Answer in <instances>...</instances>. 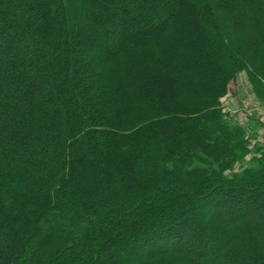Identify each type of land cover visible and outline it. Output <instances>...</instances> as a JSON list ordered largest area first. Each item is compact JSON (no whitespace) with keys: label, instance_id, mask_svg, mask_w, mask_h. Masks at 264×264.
I'll return each mask as SVG.
<instances>
[{"label":"trees","instance_id":"16d2710c","mask_svg":"<svg viewBox=\"0 0 264 264\" xmlns=\"http://www.w3.org/2000/svg\"><path fill=\"white\" fill-rule=\"evenodd\" d=\"M241 72L264 0H0V264H264Z\"/></svg>","mask_w":264,"mask_h":264},{"label":"rangeland","instance_id":"374dc122","mask_svg":"<svg viewBox=\"0 0 264 264\" xmlns=\"http://www.w3.org/2000/svg\"><path fill=\"white\" fill-rule=\"evenodd\" d=\"M230 88L231 95L225 97L223 100V112L227 115V112L229 111L242 110L246 108L247 110H250V112H252L253 114V117L250 118L249 126L252 128L251 123H253V126H256L255 132L262 130L261 128L264 127V124H260L259 121H257V112L260 111L264 113V108L257 102V100H255L250 90V86L247 83L245 73H239L236 77V80L231 84ZM257 147L262 148L263 146H254L252 151L248 149V151L251 152H249L245 156L244 161L241 164L244 165L245 163L249 162L252 158L256 157L252 155L248 160H246V157L249 154H259V152L255 151V148Z\"/></svg>","mask_w":264,"mask_h":264},{"label":"built area","instance_id":"2783aa9c","mask_svg":"<svg viewBox=\"0 0 264 264\" xmlns=\"http://www.w3.org/2000/svg\"><path fill=\"white\" fill-rule=\"evenodd\" d=\"M252 115V112L246 108L227 112L228 120H230L236 126L244 129L245 137L249 140L248 149L251 151L253 150L254 146L264 147V127L261 128L262 130L255 132V136L251 138L252 128L249 126V121L250 118L253 117ZM257 121H259L260 124H264V113L260 111L257 112ZM252 155L256 157L259 156L258 153L249 154L246 157V160H248Z\"/></svg>","mask_w":264,"mask_h":264}]
</instances>
